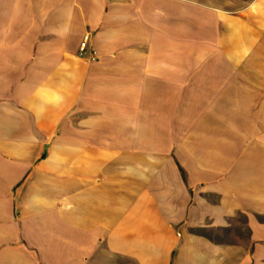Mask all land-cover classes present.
Here are the masks:
<instances>
[{
	"label": "crops",
	"instance_id": "obj_1",
	"mask_svg": "<svg viewBox=\"0 0 264 264\" xmlns=\"http://www.w3.org/2000/svg\"><path fill=\"white\" fill-rule=\"evenodd\" d=\"M0 264H264V0H0Z\"/></svg>",
	"mask_w": 264,
	"mask_h": 264
},
{
	"label": "built area",
	"instance_id": "obj_2",
	"mask_svg": "<svg viewBox=\"0 0 264 264\" xmlns=\"http://www.w3.org/2000/svg\"><path fill=\"white\" fill-rule=\"evenodd\" d=\"M90 40L91 34L88 33L81 44L79 56L87 60V62H96L99 60L100 54L98 53V51L90 48Z\"/></svg>",
	"mask_w": 264,
	"mask_h": 264
},
{
	"label": "rangeland",
	"instance_id": "obj_3",
	"mask_svg": "<svg viewBox=\"0 0 264 264\" xmlns=\"http://www.w3.org/2000/svg\"><path fill=\"white\" fill-rule=\"evenodd\" d=\"M241 221L243 222V221H245V219H241ZM243 225H242L243 227L241 226V228L238 230V232H239L240 236L246 237L247 236V230L245 228V222H243ZM222 236H224V237H222ZM235 237H237V234H234V233H221L220 234L221 239L229 240V239H233Z\"/></svg>",
	"mask_w": 264,
	"mask_h": 264
}]
</instances>
